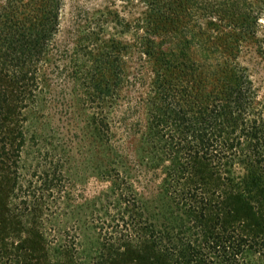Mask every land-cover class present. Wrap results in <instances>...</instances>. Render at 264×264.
Instances as JSON below:
<instances>
[{"label":"rangeland","instance_id":"obj_1","mask_svg":"<svg viewBox=\"0 0 264 264\" xmlns=\"http://www.w3.org/2000/svg\"><path fill=\"white\" fill-rule=\"evenodd\" d=\"M22 3L27 0H0L1 30L10 21L4 12L13 4L20 17ZM52 7L57 18L42 48L23 50L5 43L0 51V68L17 71L19 77L10 93L19 111L20 135H7L0 127V165L7 163L14 176L7 205L25 233H42L47 264H104L101 255L113 257L106 264H146L148 253L141 249L149 240L145 225L161 223L180 206L189 210L190 201L182 194L187 189L201 198L202 191H213L194 184L188 173L170 177L171 156L146 138L154 117L153 131L159 125L166 128L165 117H171L168 100L160 98V83L189 68L200 74L212 70L228 58L250 83L248 105L264 114V0L255 3L250 33L234 34L223 25L213 30L208 18H198L212 41L237 46L230 58H220L193 39L184 55H167L179 69L162 65L170 62L167 56L145 53L152 17L144 0H53ZM25 8L32 12L34 5ZM15 55L25 61L10 62ZM254 117L229 131L233 146L220 159L222 177H244L250 161L264 166L245 138ZM223 183L222 188L229 187L225 179ZM196 186L203 188L201 195ZM215 195L221 196L220 190ZM234 225L228 230L243 236L241 224ZM255 248L245 250L244 257L236 252L233 264H264ZM221 256L220 251L209 252L200 263L222 264ZM166 261L186 264L177 255ZM0 264L20 263L0 259Z\"/></svg>","mask_w":264,"mask_h":264},{"label":"trees","instance_id":"obj_2","mask_svg":"<svg viewBox=\"0 0 264 264\" xmlns=\"http://www.w3.org/2000/svg\"><path fill=\"white\" fill-rule=\"evenodd\" d=\"M144 1L147 2L152 17V22L150 24L147 22L151 30L149 37L146 38L147 43H144L145 53L152 57L158 56L157 58L168 54L179 57L180 54L184 55L185 47L193 39L203 51L213 49L220 58L225 54L230 58L237 46L236 43L225 42V46H219V43L212 41L214 36L206 35L207 32L198 23V18H208V26L213 30L223 25L229 27L234 34L250 33L255 18L253 14L255 3L258 2V0ZM27 5L29 9L34 5L32 12L26 11ZM52 5L53 0H27V3H22L23 15L18 17L20 11L16 12L17 9L12 4L10 11L4 12L7 14L5 21L8 18L10 21L8 25H4L5 32L0 29V51L5 43L22 46L23 50L29 47L42 48L57 18ZM191 27L196 31H192ZM166 47L169 50L167 53L163 50ZM226 50L228 53H225ZM167 58L170 62L161 61L162 65L179 69V63H175L168 56ZM18 60L25 61L16 55L10 58V62ZM226 62L229 65L224 68ZM1 63L4 64L3 61ZM189 69L186 72L179 71L170 80L162 79L160 98L163 101L168 100L167 109L171 117L170 120L168 116L165 117L168 123L166 128L159 125L158 129L153 131L156 127V120L152 121L156 119L154 117L151 120L152 128H149L146 138L155 145L158 152L171 156L170 177L179 178L188 173V178L194 184L197 182L209 185L213 191L207 194L206 191H202L203 188L196 186L200 189V195L201 191L205 195L201 198L187 189V192L182 194L190 201L189 210L180 206L178 213L170 211L168 215L170 217H164L161 223L151 222L145 225L149 240L141 249L148 253L146 264H166L168 257L175 255L186 264H201L200 262L209 256V252L219 251L223 256L222 264H233L232 260L236 261L235 258L238 256L236 252L244 257L247 254L244 255L243 252L254 246L256 248L253 252L264 256L263 164L250 161L246 175L242 178L230 174L224 178L220 174L223 169L220 167V159L226 158L228 150L233 146V140L227 135L230 130H235L237 124L246 123L249 115L256 117L247 127L250 129L245 134L247 147L254 149L256 160L264 161V114L248 105V101L251 100L248 98L251 94L250 83L246 82L242 72L237 66L232 65L228 58L221 59L212 70H206L201 74L192 68ZM18 78L17 71L10 72L0 68L2 125L0 127L5 130V134L12 133V136L20 135L17 118L19 111H16V104L12 102L14 100L10 93V87H14ZM19 87L21 89V85ZM162 129L166 131L163 132ZM243 155L249 158L251 153L245 151ZM223 165L226 166L225 163ZM6 166L7 163L0 165V259H14L20 264H47L42 233L38 230L25 233L23 227H20L11 215L10 207L7 205L11 189L7 187L14 176L13 173L12 176L9 175L10 169ZM223 179L229 187L222 188ZM219 190L221 196H216L215 191ZM197 207L199 209L195 211ZM239 223L241 229L238 227V230L243 231L241 237L228 230L231 226L235 229L234 224ZM22 233L26 234L23 239ZM245 243L249 248H245ZM232 252L236 256H233ZM101 257L104 264L108 258L113 259L104 255Z\"/></svg>","mask_w":264,"mask_h":264}]
</instances>
